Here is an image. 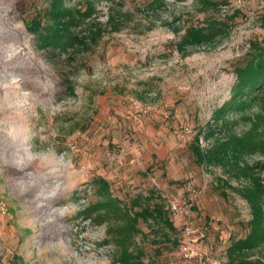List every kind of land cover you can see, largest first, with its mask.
I'll use <instances>...</instances> for the list:
<instances>
[{
    "label": "rangeland",
    "instance_id": "1",
    "mask_svg": "<svg viewBox=\"0 0 264 264\" xmlns=\"http://www.w3.org/2000/svg\"><path fill=\"white\" fill-rule=\"evenodd\" d=\"M57 8L75 16L64 46L44 41ZM262 47L264 0H0V264H199L178 256L184 217L237 264L247 180L194 147L264 133V103L235 97ZM239 156L264 179V148ZM154 202L176 229L131 230ZM240 254L264 261V243Z\"/></svg>",
    "mask_w": 264,
    "mask_h": 264
},
{
    "label": "trees",
    "instance_id": "2",
    "mask_svg": "<svg viewBox=\"0 0 264 264\" xmlns=\"http://www.w3.org/2000/svg\"><path fill=\"white\" fill-rule=\"evenodd\" d=\"M54 12L55 21L58 22L50 32L44 35V41L51 45L64 46L74 39V34L69 31L68 23L75 16L70 10L57 8ZM30 29V24H28ZM202 35L203 33H199ZM46 43V42H45ZM81 43V41H79ZM241 74L240 86L236 89L235 97L242 105L248 103V99H256L264 103V47L252 52L245 59V63L238 68ZM264 108V106H262ZM259 117L264 118L262 115ZM240 136H231L226 140H220L212 148L204 149L198 145L194 147L198 161H214L223 163L228 166L227 169L235 175L242 176L247 183L241 187H235L251 205L252 217L249 220L251 226L250 232L246 237L238 238L229 246L231 262L237 264H264V261L249 260L244 258L240 253L245 249L253 248L259 243H264V179L256 169L262 166H251L240 161L239 154L245 150L264 148V133H257L256 126ZM255 131V132H254ZM139 217L146 219L153 218L155 221L166 223L171 229H176L174 222L167 215L164 205L159 202L148 203L141 211L136 212L133 216H128L129 228L134 230Z\"/></svg>",
    "mask_w": 264,
    "mask_h": 264
},
{
    "label": "built area",
    "instance_id": "3",
    "mask_svg": "<svg viewBox=\"0 0 264 264\" xmlns=\"http://www.w3.org/2000/svg\"><path fill=\"white\" fill-rule=\"evenodd\" d=\"M170 206L175 215L185 216L187 207L179 198L172 199ZM182 228L183 240L178 249V256L181 260L184 262L197 261L199 264H221L220 260L213 257L206 244L203 243L208 237L207 223H195L184 217ZM167 264H177V262L171 261Z\"/></svg>",
    "mask_w": 264,
    "mask_h": 264
}]
</instances>
